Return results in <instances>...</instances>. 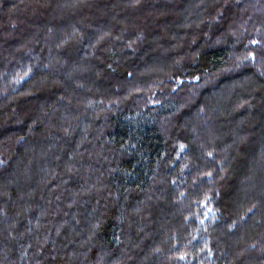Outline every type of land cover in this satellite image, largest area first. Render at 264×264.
Returning a JSON list of instances; mask_svg holds the SVG:
<instances>
[{
  "label": "trees",
  "instance_id": "1",
  "mask_svg": "<svg viewBox=\"0 0 264 264\" xmlns=\"http://www.w3.org/2000/svg\"><path fill=\"white\" fill-rule=\"evenodd\" d=\"M152 1L160 0H0V35H19L28 46L23 50L26 53L10 56L6 52L2 57L6 62L0 65V103L11 102L10 110L21 108L28 118L32 117L24 124L17 115L12 123H7L10 131L2 127L1 138H7L10 146L9 151L5 148L0 153V171L7 167L8 158L30 144L28 141L33 138L28 134L32 132L34 137L39 133L46 119L42 115L34 122L36 114L27 108L34 112L40 107L35 99L46 100L43 97L51 95L58 101H68L69 111L76 112L72 118H78L77 124L75 120L65 124L64 130L69 128L66 136L76 127L84 131L86 125L90 130L86 141L92 136L100 137L98 150L93 154L97 151L101 157L102 151L107 152L101 158L106 160L105 167L98 170V180L93 185L102 195L91 219L93 233L81 252H76L82 256L83 264H264V0H228V9L241 16V28L231 19L235 25L232 30L221 27L216 33L213 29L219 24L222 7L217 17L201 2L192 8L184 6L183 22L190 24L191 19L198 24L204 19L201 24L205 30L201 29L187 45L182 44L178 55L162 67L160 74L146 76L138 81L144 84L131 86L135 70L142 64L133 59L131 67L120 65L121 48L130 43L131 50H137L131 39L137 34H129L126 16ZM34 30L42 33L37 32L29 44L27 31ZM142 32L138 40L142 39ZM107 37H113L114 44ZM76 41L83 48L79 47L77 54L72 49ZM80 64L87 65L88 74H69ZM153 78L156 80L151 81ZM34 80L46 86L45 94L39 90L24 93ZM98 81L102 88L94 94L96 87L90 93L92 84L88 82L100 88ZM123 85L128 95L121 103ZM225 86L228 98L222 96ZM21 93L25 95L20 96ZM70 95L71 100L67 98ZM219 98H224L221 107L228 112L221 119L214 116L218 109L210 112L205 107L211 103L213 108L219 105ZM48 107L51 113L54 108ZM191 114L199 128L191 125ZM94 115L98 122L90 126L87 120ZM234 119L239 120L237 140L226 134L224 141L221 131L214 133L211 129L214 123L218 128L222 126L220 130H228ZM255 119L258 122H253ZM199 129L209 139H202V134L196 137ZM257 133L261 135L258 141ZM72 136L66 137L65 146L71 145L69 142L76 137ZM11 148L14 151L9 156ZM67 154H72L71 150ZM253 159L257 166L252 164ZM71 164L74 168L65 181L83 182L85 163L78 158ZM258 180L262 181L261 189L257 187ZM238 185L241 190L236 197ZM151 191L153 196L149 195ZM32 203L34 207L38 201ZM132 203L135 209H131ZM2 208L0 215H7L6 222L18 214H7ZM76 210L75 223L83 226L84 219L80 218V223L78 220L79 209L69 208L68 212L75 214ZM49 212L48 217L53 214ZM157 212L166 214V219ZM29 219L33 222L31 216ZM75 223L71 225L74 229ZM40 225L41 220L33 222L35 229L30 230V237L25 236L24 243L33 244L29 238L38 237ZM41 227L40 232L46 234L47 230ZM0 232V254L10 264H17L18 258L25 264H77L71 258L72 251L69 249V253L66 248L44 253L34 244L31 252L25 245L19 253L17 246L6 241V234L14 235L16 230L6 233L0 228ZM47 246L53 249L54 241L50 239ZM34 247L37 256L31 263L29 255ZM94 252L99 253L98 263L93 262Z\"/></svg>",
  "mask_w": 264,
  "mask_h": 264
},
{
  "label": "rangeland",
  "instance_id": "2",
  "mask_svg": "<svg viewBox=\"0 0 264 264\" xmlns=\"http://www.w3.org/2000/svg\"><path fill=\"white\" fill-rule=\"evenodd\" d=\"M227 1L228 0H172V1L160 0L159 2L152 1V2H145V4H142L143 9L141 6H139L137 7L136 10L133 9V11L130 12V15L127 14L126 17L128 22H126V26L128 28V32L129 34L131 33L137 34V36L135 37L131 36L132 43L135 44L137 50L136 51L135 49L131 50L130 47L132 46V44L129 43L130 45L128 44L125 48H121L119 50L120 57H118V59H121L120 62L122 64L120 65L125 67L128 66L131 67L133 65L131 63L132 62L131 60L133 59L139 62V64H142V66L140 65L138 69L135 70V79H134L135 82H130V85L132 86L133 84L134 85L144 84L138 81L142 80L146 76L160 74V71L163 69L162 67H164V65L170 64L169 62L170 59H173L174 56L176 57L178 55L179 51L181 50L182 44L188 43L189 40H191L194 37H197L198 32H201L202 29L201 22H204V19H202L201 22L195 20L196 22L198 21V24L197 23L194 24L195 22L192 21L190 17L189 19L192 23L185 24L183 21L184 19H186L185 18L186 14L184 13V11H182L184 6H189L190 8L191 6L194 7L198 2H201V4L207 6L206 9L208 10L211 9V11L214 12V16L216 15L217 17H218L217 13L219 9L222 7V12H220V17H219L220 25L216 24V27L213 29V33L218 32V30H220L221 27L222 29L227 28L225 30H228L229 28H231L232 30L235 25L233 24V22H231V19L235 20L234 21L235 24L237 22L238 27H240L241 26L240 21L242 20L240 18L241 16L237 17L236 12L232 11L231 9H228L229 7H227L226 5ZM81 8L82 10H85V7H81ZM7 13L10 14L11 10ZM239 14L242 15L243 12L240 11ZM138 29H140V31ZM137 30L139 32H137ZM142 30L144 31V33L142 32L143 33V36H141L142 39L138 40V35H140V32ZM202 30H205V28H203ZM37 32L39 33V35L42 33L41 31H35V30L32 31L31 33L27 31L28 36L30 35L29 38L27 39L28 40L27 43H29V39H31L32 41V38L38 36ZM5 34L7 33L5 32ZM18 36L19 35L12 37L10 35L4 36L3 33L0 35V65L6 62V59H4L3 61L2 58L3 55L6 54V52H8L10 56H12V54L18 52L22 53L23 50H26L28 48L26 43H24L23 40L21 41L20 37L18 38ZM110 38L112 42L115 40L113 37H107V41H110ZM40 39L42 40V37H40ZM114 42L112 44H114ZM79 47H81L80 43L76 41V44L74 47H72V49L74 48L76 52V50H79ZM81 49L83 48L81 47ZM51 51L52 48L49 50V53H51ZM26 52L27 51L25 52L23 51V53ZM143 57L144 60L147 58L145 62L142 61ZM86 58L87 56L85 57V59ZM82 65L83 64H80L77 67H75L72 71L69 72V74L77 75L78 77L81 74H88L89 69L87 68V65L85 64L84 66ZM140 75L143 76L140 77ZM91 77L94 79V76ZM157 77L159 76L157 75ZM116 78L119 77L116 76ZM152 80H156V79L153 78L151 79V81ZM101 81H98L99 85H101L100 88L98 85L95 86L93 82L92 83L88 82V84H92L91 87L92 90H90V93L93 92L96 87H98V90L96 89L94 94L96 92H99V90L102 88ZM37 82H38L37 80H34V82L28 84L24 89L26 90L24 93H26L27 90L30 91L39 90L40 93H44L47 90L46 86L42 84L41 86L40 84H37ZM147 82H149V80H147ZM225 89H227L226 86L223 87V89L221 90V91L224 90L222 92L223 93L222 96L224 98H228L230 96L228 95L229 91L228 90L226 91ZM21 95H25V94L21 93L20 96ZM126 95H128V92L126 90V86L123 85L119 95L121 97L119 102L122 103ZM43 98H46V100L39 98L35 99L36 106L38 107L40 105V107H38L37 109L38 112H36L37 110L31 112V110L27 108L29 113L36 114V116L33 117L35 119L34 122L35 121L38 122V120H40V117H42V115L43 117L45 116L46 119H44L43 123H41L40 126L41 130L39 131V133L34 134V137L32 136L33 134H31L32 132L30 131L31 133L28 134V136L31 135L30 137L33 138L32 140L28 141L30 144L28 145L27 143L24 146V148H22L21 153L14 154L13 157L8 158L7 167L6 168L3 167L2 170L0 171V208L3 206L2 209H5V211L7 210L6 211L7 214L10 213L11 211L16 212V214L18 213L17 215H13V217L10 218L9 222H6L8 219V217H6L7 215H5V217L0 215V228H4V232L6 233H8V230H11L13 228L14 230H16V233L14 235L6 234L7 235L6 241L10 244L12 243L14 247L17 246V249H19V253L20 250L22 249L24 250L25 245H26V250L29 249V251L31 252V247H33L34 244L37 249L42 248L44 253L47 251L53 253L54 249L55 252V251H59L60 249L64 250L66 248L65 251L67 250L68 252L70 250L72 251L71 258H73V260H75L77 264H83L82 256H80V254H79L80 257L77 256L76 252L78 253L81 252L83 247L90 240L89 234L91 235L93 233L91 219L92 216H94V213L96 212V208L99 205L98 203L102 200L101 199L102 195L100 194V191L98 190V188H95L93 185L94 182L98 180V176L96 177L97 175L96 173H98L99 169L102 170V167H105L106 160H102V159L105 157L107 152L105 150L102 151L103 156L101 157L98 156L97 151H96V155L93 154L95 153L94 152L95 149L98 150L97 145L99 143L98 141H100L99 140L100 137L98 138L97 135L95 137L92 136V140L86 141V132L89 130V127L87 128L86 125L84 126V122L83 123L81 122L80 124L81 127L84 126V131H82L81 129L80 131L79 127H76L77 130H73V132L71 133L73 134L72 138L76 136L75 139L69 142L71 144L70 146H65L68 142L66 141L67 139L66 137L70 136L71 134L66 136V133L67 131H69L68 130L69 128L64 130L65 129L64 127L65 124L66 125L67 123L69 124L68 121L73 122V120H75L76 122L73 123L75 125L77 124L78 118L75 117L72 118L73 114H75L76 112L69 111L68 108L69 106H66L69 103L68 101L66 102L58 101L57 98H52L51 95H46ZM67 98L69 100L72 99L71 95L67 96ZM217 100L219 105H214V108L212 107V103L206 104L205 107L207 108V110L210 109V112H212L211 110L214 111L215 108L218 109L217 112L214 113V116L216 115V117H220L221 119V117H225V114L228 115V112L226 109H223L224 106L221 107V102H223L221 98ZM7 103L5 104L0 103V153H4L5 148H7L9 151L8 147L10 146V143L8 142L7 138H5L7 139V141L1 138L2 137L1 130H3L2 127L4 128V130H6L8 128L7 123H12L17 115H19V117L17 118H20L22 120L24 119L23 122L24 124L26 121H30L32 119L31 116H29L28 118V116L26 115L27 113L21 108L20 109L16 108V110L14 109L10 110L12 103L11 102H9V104ZM42 103L44 104L47 103V107L49 106L48 108L50 109L54 108L52 112L50 113L49 111L48 113L47 107L44 108V104ZM57 103H60L61 105ZM40 110L42 113L40 112ZM224 110L225 113H223ZM47 113L48 115H50L49 119L47 117ZM190 119H191V125L193 124V126L195 125L196 128H199V125H197L196 123L197 121L194 114H191ZM87 121H88L87 123L90 126H92L93 123L98 122V117L97 115H94L93 119H88ZM234 121L235 122L231 123L228 130L226 128L220 130L222 126L218 128L214 126V123H211L212 125L210 126L211 129L214 131V133L216 132L218 133L219 131H221L219 135L220 138L223 139L224 141L226 140L225 139L226 134H228V136L231 138L235 137V140H237L236 138H240L238 137L239 134H238V126H237L239 124V120L234 119ZM213 122H215L214 118H213ZM253 122H258V120L255 119L253 120ZM262 124H264V122ZM185 127L186 124L184 123L182 125V130ZM262 130L264 131V129ZM187 131L189 132V130H186V132ZM49 132H53V135H50ZM93 132L96 133L95 130H93ZM54 134H57V137ZM201 134L204 136V138L202 139L205 140L206 138L209 139V136L206 133L203 134L202 130L200 129L197 132L196 137H198V135L200 136ZM260 136H261L260 133L256 134L257 141L260 139ZM220 138L218 137V139ZM261 138L264 139V134H262ZM51 144L52 147H54V145H58V147L52 148L50 147ZM91 147H93L94 150H90ZM191 147H193V144H191ZM68 149L69 152L71 150L72 154L70 155L67 154ZM10 151L11 152L8 153L9 156L13 154L14 151L13 148H11ZM234 151L236 150L234 149ZM256 152H258V150ZM237 155L239 154L237 153ZM11 158L12 160H10ZM78 158H80L82 162L85 163L82 166L83 174L81 175L83 182L80 183L79 181L74 179L65 181V178L70 176V173L74 168L73 164L71 163H74V161ZM258 160L260 159L258 158ZM258 160L257 163H259ZM248 161L250 162L251 160ZM252 164L254 166H257L256 163H254V159L252 160ZM241 167L243 168V165H241ZM7 169L8 172H5ZM259 182L260 181L258 180L257 187H260L261 189L262 181L260 183ZM79 184H81L83 187ZM240 190H241L240 186L238 185L237 190L235 192L236 197H238V195L240 194ZM152 193L153 191H151L149 195L153 196ZM66 194L67 195L71 194V195L66 196ZM33 201L34 202L38 201L37 203L38 206L36 204V206L33 207L32 206ZM69 208L79 209L78 220L80 223V218L84 219V222L81 221L83 226H81V224H78L77 222L75 223L76 219L73 218V216L77 214V210L76 213L74 214L68 212ZM135 208H136L135 203H132L131 209H135ZM47 210L48 212L49 211L53 212V214L51 215L52 217L51 216L48 217L49 216L48 212H47L48 216L45 214ZM156 214L160 217L163 214L164 219H166V214L164 213L160 214L158 212ZM30 216L33 218L32 219L33 222L41 220L42 227L41 225L38 226L39 227L38 231L40 234H38V237L36 239L29 238V241H31L32 239L33 244L28 245V243H24V241L27 240L25 239V236L30 237L32 235L30 230L34 231L35 229V227L32 226L33 222H30L29 219ZM156 220L157 219H155V221ZM73 222L77 225L75 226V229L74 227L71 226ZM11 226L13 227L11 228ZM40 227L42 229L45 228L47 230V233L49 231V234L41 233ZM157 228L160 230L159 225ZM80 229L81 231H79ZM84 231L87 232L86 236ZM3 238L4 237H2L1 239ZM50 239H52L55 244V246H53V249L51 248L49 249L47 246V243H49ZM35 247L31 255H29V260L31 258V263L33 262L34 257L37 256V250L35 249ZM149 251L150 250H147V253H150ZM153 253L155 254L154 251ZM96 255L93 262L98 263L99 253L97 256ZM17 260H18L17 264H25L24 262L25 260L20 258H18ZM0 264H10L8 262V258H6L5 255L2 256L0 254ZM72 264L74 263L72 262Z\"/></svg>",
  "mask_w": 264,
  "mask_h": 264
}]
</instances>
